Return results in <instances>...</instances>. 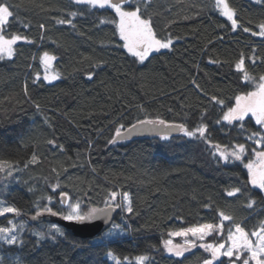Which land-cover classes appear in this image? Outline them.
<instances>
[{"label": "trees", "instance_id": "1", "mask_svg": "<svg viewBox=\"0 0 264 264\" xmlns=\"http://www.w3.org/2000/svg\"><path fill=\"white\" fill-rule=\"evenodd\" d=\"M7 2L14 15L4 34L26 36L32 43L19 42L12 59L0 60V160L12 161L18 169L12 176L0 173V201L20 209L19 216H0V226H8L11 219L18 228L23 225L22 245L0 242L2 264H114L109 253L124 264L125 257L135 264L139 255L148 256L151 264H203L210 254L199 247L200 241L183 257L167 253L163 242L170 238L168 233L219 224L220 211L233 217L224 221L225 237L236 223L250 232L264 222V193L248 183L244 167L255 158L250 149L256 147L246 137L261 132V126L252 116L245 118L243 133L238 123L216 125L221 110L209 102L215 95L234 106L237 95L254 90L255 85L242 81L235 70L242 54L249 75L256 80L264 76V37L251 34L264 23V0H229L250 32L233 31L214 10V0H152L145 15L151 16L158 36L170 35L174 44L171 50L153 53L144 64L122 47L118 19L109 9L72 0ZM71 12L78 15L72 18ZM67 19L74 26L56 22ZM45 51L57 57L53 69L60 79L51 83L41 77L40 56ZM140 106L147 118L190 128L207 108L204 123L213 141L244 143L249 152L242 162L226 166L202 141L182 135L167 141L146 136L109 143L120 124L128 127L146 118ZM34 154L38 159L32 163ZM57 183L61 187L53 191ZM232 188L241 192L228 197ZM60 191L73 201L79 199L84 211L103 207L111 191L127 192L135 214L113 213V223L122 224L125 231L115 238L102 237L107 230L93 239L75 237L59 223L36 217L44 206L57 216L66 213ZM249 199L257 201L252 208ZM52 225L63 233L53 232L55 241L49 237ZM40 232L43 240L36 235ZM216 235L203 243H219Z\"/></svg>", "mask_w": 264, "mask_h": 264}, {"label": "snow or ice", "instance_id": "2", "mask_svg": "<svg viewBox=\"0 0 264 264\" xmlns=\"http://www.w3.org/2000/svg\"><path fill=\"white\" fill-rule=\"evenodd\" d=\"M72 2L78 5H88L93 9L111 10L118 19V33L123 41L122 47L131 56L135 57L140 64L148 61L153 53H159L161 50H171L173 47V38L170 35L160 38L153 27L151 16L145 15L152 0H72ZM12 7L7 0H0V60L6 58L12 59L16 55L15 46L19 42L32 43L26 36L11 35L8 37L4 34L9 19L13 18L14 15ZM213 8L220 16L230 22L233 31L238 28L242 29L243 32L251 31L249 28L242 26L237 10L231 6L229 0H214ZM69 15L75 18L78 13L71 12ZM56 22L58 24L73 25L72 19L57 20ZM116 22L113 21V23ZM24 27L27 28L28 25H24ZM40 28L44 29L45 25L41 24ZM251 34L264 37V23L259 25L258 32H251ZM56 59L57 57L55 55L47 51L43 52L40 56V63L44 67L43 79L49 83L60 79L58 73L49 71ZM211 62L217 63V61ZM252 63H255V59H252ZM234 66L235 70L242 74V81H251L255 85L254 90L237 95L234 98V106L226 105L224 100L219 99L215 95L209 98V102L214 103L221 110L220 118L214 121L216 125L226 123V125L231 126L238 123V130L243 133L247 131L244 128L243 122L251 114L255 118V123L261 126V132H251L246 137L248 141H254L256 147L250 149L255 159L249 160L244 167L248 171V183L264 193V76H260L256 80L249 75L243 54L235 62ZM93 75L94 73L90 72L87 78L91 80ZM36 79H40L39 73H37ZM196 87L199 89V85H196ZM24 91L27 94V85H25ZM35 107L37 110L40 109L39 104H36ZM140 108L141 111H144L146 118L136 119V122L128 125V127L120 124L115 130L113 140L109 143H116L117 139L124 141L133 136L142 135H154L165 141L169 140L173 135H182L189 139L202 141L209 148L213 158L226 166L237 161L242 162L245 155L249 152L248 147L244 143H233L229 146L228 144L222 145L213 141L209 133V125L208 123H204V120L208 116L207 108L200 114V122L195 123L191 128L185 123H176L175 121L164 120L160 117L147 118L148 114L146 110L143 109V106H140ZM37 159L38 157L34 154L31 162L35 163ZM17 170L14 162L0 160V173H4L6 176H12ZM60 187L61 185L59 183L54 184L52 190L55 191ZM240 192L241 188H232L226 192V195L228 197H234ZM47 200L49 204L52 202L51 197H48ZM59 202L61 207L66 209V213L62 215V219L76 223H91L97 220H103L106 224H111L107 233L109 236L123 231L120 224L112 223L113 213L120 210L126 215L135 214L131 197L127 192L111 191L108 198L103 202V207L93 206L89 207L87 211L82 209L79 199L73 201L72 197L66 191H60ZM256 203L257 201L249 199L247 206L252 208ZM206 207L210 208L211 205H206ZM7 214L19 216L20 209L14 206H0V216ZM44 214L59 215L51 207L44 206L43 208H38L36 217ZM218 215L220 217L219 224L205 223L169 232L168 235L170 238L163 242L166 252L177 258L183 257L186 252L197 248V241H200L199 247L210 254V258L203 260V264H215V262L223 264L222 257L227 258L229 264H237V262L239 264H264V222H261L255 230L250 232L245 231L239 223H236L234 230L230 228L225 237L224 221H231L233 217L225 215L223 211H220ZM22 228L23 225H20L18 228L15 223L11 222L9 227H0V241L9 247L22 245L23 241L19 235V230ZM53 232L63 235L59 227L52 225L49 230V237L53 241L56 239V235L52 234ZM213 233L217 234L216 238H219L220 242L203 243ZM36 235L41 240L45 238L42 232ZM176 237L183 238V244H174L172 238ZM189 237L194 239H189ZM252 238H255V242ZM111 255L109 253V256ZM112 259L115 260V264H121L114 256ZM124 260L128 264H132L131 261H128L127 257ZM134 260L135 264H151L150 258L146 255L136 256ZM0 264H2V261H0Z\"/></svg>", "mask_w": 264, "mask_h": 264}, {"label": "water", "instance_id": "3", "mask_svg": "<svg viewBox=\"0 0 264 264\" xmlns=\"http://www.w3.org/2000/svg\"><path fill=\"white\" fill-rule=\"evenodd\" d=\"M146 136H154V135H142V136H133V138L146 137ZM127 139V140H130ZM117 141H120L117 139ZM39 221H52L57 222L61 226L65 227L66 230L75 237L84 238V239H93L101 234H103L106 230L111 227V224H106L103 220H97L95 222H85V223H76V222H68L62 219V216L57 215H48L44 214L37 218ZM112 223H113V214H112Z\"/></svg>", "mask_w": 264, "mask_h": 264}, {"label": "rangeland", "instance_id": "4", "mask_svg": "<svg viewBox=\"0 0 264 264\" xmlns=\"http://www.w3.org/2000/svg\"><path fill=\"white\" fill-rule=\"evenodd\" d=\"M255 1H260V0H255ZM49 71L50 72H54V69H53V64H52V66H51V68L49 69ZM55 73V72H54ZM43 76H44V67H43V74L41 75V77L43 78ZM53 82V81H52ZM249 116H251V114L249 115ZM254 118V117H253ZM254 120H255V118H254ZM254 142V141H253ZM255 159V158H254ZM0 206H4L2 203H1V201H0ZM10 222L11 223H15V221H14V219H11L10 221H9V224H8V226H0V227H9L10 226ZM16 224V223H15ZM115 224H118V223H115ZM121 225V227H122V229H123V231L122 232H119L118 234H114V235H111V236H109V235H107V233H108V231H109V229L104 233V235L102 236V237H106L107 239H112V238H115L117 235H121V234H124L125 233V231H124V228H123V226H122V224H120ZM176 238H180L181 239V242L180 243H176L174 240H173V243L174 244H183V238H181V237H176ZM176 238H172V239H176ZM189 239H194V238H192V237H189ZM1 243H3L2 241H0ZM255 242V241H254ZM112 257H113V255H111V256H109V258H110V260L115 264V260H113L112 259ZM115 257V256H114ZM116 258V257H115ZM117 259V258H116ZM119 260V259H118ZM120 262H121V264H124V262L123 261H121V260H119ZM128 261H132L130 258H128ZM133 262H135V260L133 259Z\"/></svg>", "mask_w": 264, "mask_h": 264}]
</instances>
